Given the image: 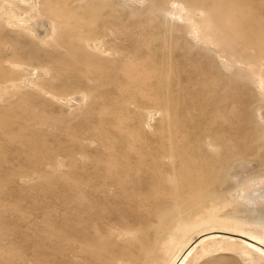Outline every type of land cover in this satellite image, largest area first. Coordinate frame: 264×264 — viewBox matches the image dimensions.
<instances>
[{"label": "rangeland", "instance_id": "obj_1", "mask_svg": "<svg viewBox=\"0 0 264 264\" xmlns=\"http://www.w3.org/2000/svg\"><path fill=\"white\" fill-rule=\"evenodd\" d=\"M195 1L198 10L204 12L201 19L214 21L212 30H206L199 18V33L189 27L169 30L163 26L164 13L174 9L170 0H40L42 15L57 25L55 35L45 41L0 24V81L22 82L24 72L15 69V64L41 71L31 76L29 83L0 94V264L83 263L74 251L71 256L74 248L68 236L69 224L82 223L79 184L92 174H108L109 164L120 166L123 174L129 173V134L142 130L139 124L134 126V105L129 110L119 106L123 98L120 78L127 77V63L132 67L129 83H133L126 87L129 92L138 83L150 90L147 81L141 79L145 75L140 62L147 51L137 48V26L147 28L141 33L152 36L151 49L157 60L177 58L182 63L171 68L174 74L177 70L183 73L182 81L188 84L202 82L203 93L198 97L200 105L205 104L207 119L201 116L205 121L200 137L206 131L220 140L222 147L233 149L227 151L231 158L226 172L221 179L212 178L213 186L209 187V177L213 176L209 175L207 182L198 177L194 184H182L184 191L210 196L212 201L226 205L221 211L224 218L247 228L264 219V210L253 205L258 195L264 198V93L254 80L258 67L228 68L229 61L245 58L246 52L264 50V0ZM159 3H163L161 12ZM128 31L129 37H124ZM85 40L102 48H89ZM166 40L172 42L171 53L162 49ZM238 44L245 53H237ZM135 62L141 67L134 66ZM263 68H258L263 72L260 75H264ZM71 98L69 103L61 101ZM119 112L127 119L132 113L136 120L130 116L134 120L128 119L129 125L122 129L126 118L122 119ZM207 124L213 125L214 131ZM164 131L158 135H167ZM200 137L198 141L194 138L196 142ZM247 137L256 147L250 152L241 150ZM171 168L175 170V166ZM258 179L262 181L257 186L260 191L253 192L250 186ZM241 189L246 200L233 196ZM249 199L252 205H247ZM94 253L98 254L96 248ZM102 264L113 263L106 259ZM200 264L247 263L237 254L227 253ZM250 264H264V260Z\"/></svg>", "mask_w": 264, "mask_h": 264}, {"label": "bare ground", "instance_id": "obj_2", "mask_svg": "<svg viewBox=\"0 0 264 264\" xmlns=\"http://www.w3.org/2000/svg\"><path fill=\"white\" fill-rule=\"evenodd\" d=\"M171 1L174 9L164 13L165 22H161L162 25L168 27L169 30L189 27L199 33L197 21L204 16V12L198 10L196 1L175 0L173 2L170 0L169 3ZM162 4L158 5L161 6V8H157L159 11L163 8ZM164 6L166 5L164 4ZM42 11L40 0H0V24L11 29L25 30L29 35L40 39L39 41H45L55 35L57 25L43 16ZM34 12L37 15L34 16ZM161 17L163 18V16ZM201 20L206 30L214 28L215 24L211 18ZM146 24L147 27L150 25L148 22ZM45 27H48V31ZM137 27L134 32L137 48L147 51V56L140 62L141 66H144V68L140 67L143 69L145 75L143 77L146 80L141 79L143 83L147 81L150 90L144 88L145 84L140 86L138 83V87L135 84V88L129 92V87H126L133 83H129V71H132V67H129V63H127L125 69L127 77L120 78L123 85L121 87L123 98L119 106L123 110H129L131 105H134V114H136L137 120L134 118L135 115H131L132 113H129V117L133 116L136 120L133 125L136 127L139 124L142 130L140 134L138 132L135 135L129 134V173L123 174L119 171L118 167L120 166L109 164L110 172L108 174L98 175L95 173L83 178L80 182L79 192L83 218L81 224H69L68 227L70 228L68 236L74 248L70 251L71 256L74 251L79 262L83 261L81 264H84V261L86 264H102L106 259L111 260L113 264H200L209 257L227 253L237 254L247 264L264 260V219L256 221L255 227L247 228L238 221L224 218L221 211L226 205L223 207V204L220 205L218 202L212 201L210 196L184 191L182 184L188 182L194 184L198 177L201 180L206 179L204 181L207 182L209 175H213L209 177L211 179L209 187L213 186L212 178L221 179L226 172L231 158L227 151L230 149L233 151V149H225L224 145L222 147L219 143L220 140L217 142L213 135H208L204 131L208 126L203 129L205 135L200 137L201 125H203L201 123L205 121L201 118V116H205L203 107L205 104L202 102L203 106H201L198 97L200 93L201 95L203 93L200 85L202 82L188 84L185 79V82L182 81L183 73H179L177 70L174 74L171 68L182 63L177 58L176 60H170V58L168 60L166 58V61L165 59L157 60L152 53L154 49H151L152 36L149 38V35L141 33L147 28L143 27L142 29L140 26L137 29ZM129 31L124 37H129ZM48 32L50 34L47 36ZM167 40L163 42L162 49L170 52L172 42L168 43ZM85 41L89 48H102L98 46L97 42ZM235 42L238 43V41ZM237 53H245L244 48L239 44ZM245 56L241 60L234 59L235 63L229 61L228 68L238 70L240 65H245L247 68L258 67L261 69L262 66L264 67V50H258L257 53L249 51ZM137 65L138 63L134 66ZM14 68L24 72L26 78L21 79L22 82L14 79L0 81V94L11 87L17 88L29 83L34 77L33 75H40L41 72L30 70V68L19 66V64H15ZM258 68L256 70L258 77L254 74L256 73L255 69L253 70L254 80L259 86L258 89L263 91L261 93H264V75L259 74L263 72ZM138 71L140 72V70ZM143 72L141 70V73ZM193 73L192 75H194ZM227 76L229 77V75ZM199 78L201 79V76ZM204 83L205 81L203 86ZM208 84L211 85L210 82ZM146 90L149 92L146 93ZM71 100L72 98L61 99L68 103ZM236 104L238 108V103ZM119 113L122 119L126 118L121 115L122 112ZM233 113L236 112L233 111ZM129 117V122L134 120ZM205 118L207 119L206 116ZM126 119L123 121L124 124L121 121L123 125L120 128L129 125L128 119ZM216 121L218 122L214 119L213 123ZM213 128L211 131H214ZM126 129L129 130L127 127ZM164 130L167 131V135H158ZM217 135L219 137L220 134ZM136 136H138L137 140H135ZM197 136L200 137V142H196L194 139ZM225 141L227 143V140ZM245 142V146H241L242 151L250 152L256 148L248 137ZM197 143H201V147ZM226 143L223 144L226 145ZM241 152L238 154H243ZM61 159L63 160V158ZM172 166H175V170L171 168ZM205 182L204 186L207 184ZM261 183L262 181L259 180L254 186H250L251 191L259 192L260 188L257 186ZM244 193L245 190L241 189L237 195L233 196H236V199L242 197L246 200ZM253 203L255 207L264 210V198L261 196L255 197ZM247 205H252V200L249 199ZM254 210L256 211V209ZM91 244L93 249H91ZM95 248L98 250V254L94 253ZM121 257H124L125 261H122Z\"/></svg>", "mask_w": 264, "mask_h": 264}]
</instances>
